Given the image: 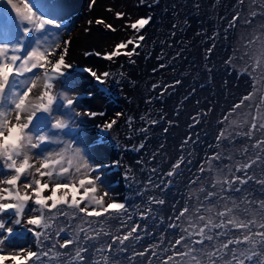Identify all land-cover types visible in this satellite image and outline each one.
Listing matches in <instances>:
<instances>
[{"label":"snow or ice","instance_id":"obj_1","mask_svg":"<svg viewBox=\"0 0 264 264\" xmlns=\"http://www.w3.org/2000/svg\"><path fill=\"white\" fill-rule=\"evenodd\" d=\"M244 3L237 0L238 5ZM200 7L194 0L193 8ZM259 8L264 16V0H259ZM63 12L59 0H0V264H118L121 259L128 264H264V197L250 198L245 195L249 190L244 188L250 183L264 188V174L255 173L256 167L264 166V25L260 26V36L241 45L245 51L237 56L234 48L225 60L229 71L246 77L249 91L217 118L218 130L209 145L216 150L205 154L189 179L186 187L190 194H181L180 200L172 202L167 218L157 215L168 203L164 193L182 175L177 170L192 163L191 159L185 162L184 149L199 143L198 131H190L181 141V154L163 178L154 181L149 176L143 188L137 190L138 196L151 194L143 211L129 224L132 206L126 198H117L108 180L115 162H108L97 147L103 141L93 144L85 139L87 121L106 113L82 107L81 101L93 93H79L77 77L70 72L73 66L66 62L71 42L60 39L65 28ZM257 14L253 10L242 17L236 11L227 28L238 22L251 25ZM115 16L124 21V29L131 35L110 51L95 55L107 61L125 56L135 63L131 58L139 55L138 49L146 40L144 30L153 18L133 19L121 11ZM95 23L117 31L103 19ZM214 47L215 43L206 50L205 59ZM179 56L177 52L174 58ZM234 58L241 64L239 70ZM76 71L87 73L98 85L106 84L113 76L109 71L98 74L87 67ZM207 71L210 74L212 68ZM182 83L176 79L164 85L158 96L163 97L169 88ZM157 87L152 85L153 89ZM195 92L193 87L184 100ZM244 107L249 111L238 122V110ZM212 111L209 101L206 110L190 117L188 128L196 129ZM123 115L116 113L117 118ZM176 115H180L179 108ZM164 119L161 115L148 123L155 126ZM128 122L131 125V117ZM116 124L113 118L97 127L106 133ZM139 131L148 129L142 127ZM163 131L167 133L168 128ZM237 140L240 150L228 151L237 147ZM142 148L143 143L134 146L137 151ZM151 172L156 173L157 168L154 166ZM113 220L118 222L115 233L109 224ZM141 221L152 223L149 226ZM25 231L35 238L36 249L5 253L4 249L14 244L13 238ZM104 237L110 239L105 241ZM149 237L151 243L139 245ZM137 258L141 259L137 262Z\"/></svg>","mask_w":264,"mask_h":264},{"label":"rangeland","instance_id":"obj_2","mask_svg":"<svg viewBox=\"0 0 264 264\" xmlns=\"http://www.w3.org/2000/svg\"><path fill=\"white\" fill-rule=\"evenodd\" d=\"M193 2L194 0H159L156 3L154 0H146L145 14H149L153 19L144 30L143 34L146 35V40L143 42V47L138 49L139 55L131 58L135 63L123 56L124 58L117 60L118 62L105 63V70L97 71V69L91 66L87 67L79 62L85 55L94 29L93 23H89L92 22L90 13L82 21V27H79L77 32L75 30L72 35L75 38V46L66 57L67 63L73 66L70 72L77 77L79 88L88 90V92L94 91L95 97L100 95V99H98L100 102L108 103L107 107L110 111L108 120L117 119V124L113 126L112 130L107 132L108 134L104 133V136L98 140H104L102 143L97 144L98 136L92 132L87 133L85 139L90 143L97 144L98 148L105 146L115 151L116 167L114 166L110 171L108 180L112 184L117 198L121 200L126 198L129 205L132 206L130 211L133 213V219L128 221L129 224L136 220L138 214L143 211L147 197L151 194L145 192L143 196H138L137 190L143 188L148 182L149 176H152L154 181L163 178V174L169 170L172 163L181 154L179 151L181 141L190 131H198L199 143L184 149L185 162L191 159L192 163L177 170L182 172V175L175 180L174 186L164 193L168 203L161 208L157 215L167 218L171 212L172 202L180 200L181 194H190L189 188L186 187L189 179L196 172V168L204 159L205 154L216 150L209 145L214 142L218 130L217 118L233 103L239 102V99L249 91L246 77L243 75L237 77L236 71H229L225 60L232 55L234 48L237 49L236 55L239 56L245 51L241 47L242 44L261 35L260 26L264 25V16L259 14V0H255V3L253 0H245L243 5H238L237 0H198L201 5L199 9L193 8ZM253 10L258 14L251 25L238 22L237 26L231 29L227 28L234 12L239 11L242 17H248L250 11ZM173 24L177 25L175 29ZM123 25L121 24L122 27H124ZM73 31L74 29L70 30V32ZM173 32H175L174 36ZM129 35H131L130 31H125L121 40L126 39ZM210 37L214 39H210ZM213 43H215V47L205 59L206 50ZM177 52L180 53V56L174 58ZM90 56H96L99 63L102 60L106 61L95 54ZM233 63L239 70L241 64L235 58ZM161 64L167 66L160 68ZM86 67L96 70L98 74L109 71L113 73V76L108 78L106 84L98 85L87 73L76 71ZM208 67L212 68L210 74L207 71ZM176 79H180L183 83L175 89L169 88L163 97H159L158 93L161 88ZM153 84H157L158 87L153 89ZM193 87L196 88V92L185 101L184 97ZM85 93L87 92L80 94L84 95ZM87 100L89 101L85 97L82 101ZM196 100H200L201 103L197 105ZM209 101H211L213 111L196 129H189L190 117L198 110H206L209 107ZM83 106L90 109V105ZM178 108L179 116L176 115ZM248 111L247 107L238 110L241 115L236 117L237 121L242 122L246 118L243 113ZM117 112H122L124 115L117 118ZM161 115L165 119L155 126L148 123L152 119L159 120ZM129 117H131V125L128 122ZM247 118L250 119V117ZM168 120L175 123L169 125ZM142 127L147 128L148 131H139ZM165 127L168 128L167 133L163 131ZM96 129L100 131L98 127ZM141 143L144 144V148L139 151L134 150V146L138 147ZM236 144L235 149H228V151L238 152L241 147L240 141L237 140ZM190 149L192 150L191 157L188 156ZM154 153L155 159H153ZM137 161L141 163H137ZM222 163H226V161H222ZM154 166L157 168L156 173L151 172ZM255 173L256 175L264 174V166L256 167ZM126 176L127 179H125ZM205 183H209V181H205ZM191 187L195 188L196 185ZM244 188L249 190L245 195H249L250 198L264 197V188L259 185L250 183ZM154 191L159 192L158 189ZM192 199H195V195L192 196ZM176 206L180 207L179 204ZM144 223L151 226L152 222L141 221V224ZM109 224L115 233L118 222L113 220ZM124 230L127 231V229ZM156 231L158 232L159 229ZM13 239L14 244L11 249H36L34 238L16 236ZM103 239L107 241L110 237ZM151 242L152 238L149 237L140 241L139 245ZM95 255L98 257L99 254ZM140 259L137 258V262ZM118 264H128V262L121 259ZM154 264H159V261H155Z\"/></svg>","mask_w":264,"mask_h":264},{"label":"bare ground","instance_id":"obj_3","mask_svg":"<svg viewBox=\"0 0 264 264\" xmlns=\"http://www.w3.org/2000/svg\"><path fill=\"white\" fill-rule=\"evenodd\" d=\"M59 2L63 6V10H64L63 20L65 22V28L62 31L60 39L71 42L70 45L68 46V54L72 51L73 47L75 46V38L72 36L73 33L75 32V30L77 32L79 27H82V21L88 17L89 13L91 14L92 23L94 26L93 33L91 36V40L89 41L85 55L83 54L84 56L81 58L79 62L87 67L91 66L92 68L97 69V71H102L104 69L105 63L109 64L110 62L113 61L106 60L104 62L102 60L101 63H99L96 59V56L86 55V53L95 54V53H105L107 51H110L116 43L121 41L126 31L124 27L121 26V24H124V22L116 18L115 12L121 11V12L129 13L133 19L146 15L149 16V14H145L146 0L144 3H141V0H95L94 4L92 3V0H59ZM109 8H111L112 11H108ZM98 19H103L106 23L112 24L114 27L117 28V31L112 32L108 30L104 24H99V25L96 24L95 21ZM71 29H74V31L70 32ZM121 58L124 57L121 56L118 60H120ZM79 79H83V78H79ZM78 91L79 93L88 92V90L85 91L84 89L81 88H78ZM92 93L93 95L91 96V98H87L89 99V101L88 100L82 101L83 103L81 102V104L82 107H84L83 105L85 106L90 105L89 108L92 111L106 113V115L103 117L98 116L95 120L87 121V133L92 132L93 134H96L98 136V139L96 140L98 141L101 137L104 136L105 132H103V130L100 128L99 130L101 132L98 131L96 127L97 125L102 124L105 120H108L110 116V111H108L109 109L107 107L108 103L105 102L104 104L103 102H100L98 100L100 99V95H97L95 97L94 91ZM106 148L107 147L105 146L99 147V149L104 153L106 160L108 162H114L116 156L115 151L109 149L110 147L107 149ZM22 236L30 239L34 238L30 233L26 231L23 232L22 235H18V237H22ZM18 249L19 248L11 249V247H6L4 249V252L11 253ZM6 264H10V262H6Z\"/></svg>","mask_w":264,"mask_h":264}]
</instances>
